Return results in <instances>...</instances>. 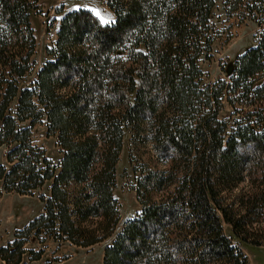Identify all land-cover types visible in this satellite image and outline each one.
<instances>
[{"label":"trees","instance_id":"obj_1","mask_svg":"<svg viewBox=\"0 0 264 264\" xmlns=\"http://www.w3.org/2000/svg\"><path fill=\"white\" fill-rule=\"evenodd\" d=\"M37 1L0 0V145L10 163L0 180L23 194L50 182L44 212L21 233L80 246L111 236L128 132L152 148L133 167L141 211L105 247L103 264H248L224 223L264 251V0H225L259 26L256 44L226 70L230 81L203 84L216 0H107L109 23L83 7L59 9L51 58L20 87L33 69ZM225 104L232 110L220 117ZM41 121L62 149L57 164L33 144ZM23 244L0 255L20 262Z\"/></svg>","mask_w":264,"mask_h":264},{"label":"rangeland","instance_id":"obj_2","mask_svg":"<svg viewBox=\"0 0 264 264\" xmlns=\"http://www.w3.org/2000/svg\"><path fill=\"white\" fill-rule=\"evenodd\" d=\"M81 7L92 11L104 23L112 22L115 18L107 0H38L36 2V7L30 11V22L36 40L32 56L33 69L19 80L20 87L31 83L35 78L36 71L45 60L51 58L48 48L53 46L56 39V28L60 17L58 10L61 8L72 10ZM228 7L225 0H216L213 8L211 20L216 27L215 41L209 53L210 57L202 56L200 59V66L204 71L203 84L212 83L219 78L230 81L226 70L231 62L247 47L253 46L257 42L258 24L249 16H245L242 13V8L230 12ZM50 21H53L51 27H49ZM15 108L16 100L10 105L11 111H14ZM231 108L230 105L225 104L219 116L227 117ZM28 122L25 121L22 125H27ZM32 141L33 144L45 150L46 156L54 164L59 162L62 157V149L58 144L57 137L47 134L45 121L36 123L32 128ZM147 146L139 148L138 145H135L132 135L128 132L125 134L119 160L116 163L114 186L120 220L111 236L88 246H80L68 240H54L53 238L41 241L33 233H21L36 216L44 212L45 202L41 196H46L49 193L50 182H46L32 193L23 194L15 190H6L0 180V247L10 248L15 241H24L22 248L25 251L22 254V259L17 262L16 256L12 257L11 264H103L105 247L112 242L125 221L137 216L141 211V205L134 190L140 172L133 167L144 160L145 153L143 152L146 149H152L149 142ZM8 149V144L0 145V164L5 165L6 168L10 166L6 157ZM223 226L226 235L231 237L233 243L240 246L247 256L248 264H264V251L261 245H242L235 237H232L230 226L226 223ZM33 251H40L41 256L35 258ZM0 264L9 263L0 255Z\"/></svg>","mask_w":264,"mask_h":264},{"label":"water","instance_id":"obj_3","mask_svg":"<svg viewBox=\"0 0 264 264\" xmlns=\"http://www.w3.org/2000/svg\"><path fill=\"white\" fill-rule=\"evenodd\" d=\"M227 72L228 73H230L231 72V66L229 65V67H228V70H227Z\"/></svg>","mask_w":264,"mask_h":264},{"label":"snow or ice","instance_id":"obj_4","mask_svg":"<svg viewBox=\"0 0 264 264\" xmlns=\"http://www.w3.org/2000/svg\"><path fill=\"white\" fill-rule=\"evenodd\" d=\"M107 22V21H106Z\"/></svg>","mask_w":264,"mask_h":264}]
</instances>
